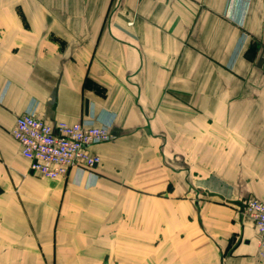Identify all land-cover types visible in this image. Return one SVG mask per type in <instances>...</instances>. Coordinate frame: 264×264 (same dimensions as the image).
<instances>
[{
  "label": "crops",
  "instance_id": "obj_1",
  "mask_svg": "<svg viewBox=\"0 0 264 264\" xmlns=\"http://www.w3.org/2000/svg\"><path fill=\"white\" fill-rule=\"evenodd\" d=\"M261 42L264 0H0V264H264ZM27 111L116 139L39 177L7 138Z\"/></svg>",
  "mask_w": 264,
  "mask_h": 264
},
{
  "label": "built area",
  "instance_id": "obj_2",
  "mask_svg": "<svg viewBox=\"0 0 264 264\" xmlns=\"http://www.w3.org/2000/svg\"><path fill=\"white\" fill-rule=\"evenodd\" d=\"M11 133L31 170L51 180L66 178L72 170L94 173L101 164V157L92 148L116 138L108 124L95 126L63 120L50 123L35 111L19 115ZM242 212L254 224L259 255L264 259V200L247 199Z\"/></svg>",
  "mask_w": 264,
  "mask_h": 264
},
{
  "label": "rangeland",
  "instance_id": "obj_3",
  "mask_svg": "<svg viewBox=\"0 0 264 264\" xmlns=\"http://www.w3.org/2000/svg\"><path fill=\"white\" fill-rule=\"evenodd\" d=\"M263 47H264V42H261L260 43V48H261V50H262V53H263V56H264V49H263ZM105 89V87L103 86V85H100V91H103ZM23 114V113H22ZM39 114V113H38ZM40 115V114H39ZM41 116V115H40ZM7 138L9 139V142L10 143H14V144H17V141L14 139V137H13V135H12V133H11V129L9 130V133L7 134ZM116 139V138H115ZM114 139V140H115ZM191 142H192V138L190 137V143H186L184 146H185V156H184V159L182 158L181 160H180V163H182L183 165H185V167L186 168H188L189 169V176H190V182H191V180H193V175L194 174H199L200 172H201V174H200V176H201V179H200V181H201V183H206V181H209V178H208V173H205V168H207V164H208V162H207V160H205L204 162L202 161V160H199V162L197 161V160H193V154H194V152H192V145H191ZM202 152L203 151H208V149H209V146H207V145H205V146H202ZM202 155L203 156H205V153H202ZM198 156H199V154H198ZM197 156V157H198ZM205 157H208V154L205 156ZM0 163H4L3 161H0ZM195 163L197 164V165H199V164H201L200 165V168H201V171H200V168H199V171H198V169H196L195 167H196V165H195ZM219 163V162H218ZM220 164H224V162H220ZM195 165V166H194ZM2 168V167H1ZM28 168V172H30L31 174H33V175H36V176H39V175H37L36 173H34L32 170H31V168H30V164H29V166L27 167ZM39 177H41V176H39ZM198 180V179H197ZM221 180H223V179H221V178H219V181H221ZM207 184V183H206ZM187 187V186H186ZM234 188V187H233ZM0 189H1V186H0ZM191 194L192 195H194V192H191ZM236 194H237V192L236 191H233L232 192V195L233 196H236ZM201 195V194H200ZM218 195V197H216L217 199H219V200H221V198H224L223 196H221L220 194H217ZM203 197V196H202ZM249 198H254V199H258V200H264V199H259V198H257V197H254V196H250V197H246V198H244V199H242L239 203H240V205L242 204V206H243V203L247 200V199H249ZM1 200V199H0ZM228 202H231L230 200H228ZM235 207V206H234ZM242 210V209H241Z\"/></svg>",
  "mask_w": 264,
  "mask_h": 264
}]
</instances>
